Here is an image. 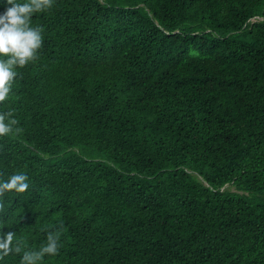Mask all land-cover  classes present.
Listing matches in <instances>:
<instances>
[{
  "label": "trees",
  "instance_id": "trees-1",
  "mask_svg": "<svg viewBox=\"0 0 264 264\" xmlns=\"http://www.w3.org/2000/svg\"><path fill=\"white\" fill-rule=\"evenodd\" d=\"M32 26L0 102L21 250L58 232L39 264H264V0H53Z\"/></svg>",
  "mask_w": 264,
  "mask_h": 264
},
{
  "label": "clouds",
  "instance_id": "clouds-1",
  "mask_svg": "<svg viewBox=\"0 0 264 264\" xmlns=\"http://www.w3.org/2000/svg\"><path fill=\"white\" fill-rule=\"evenodd\" d=\"M53 0H7L0 12V102L6 101L13 90L17 68L34 61L42 47L43 36L39 27L32 26L34 14L49 9ZM17 124L8 112H0V136L13 132ZM30 187L27 173L15 172L0 177V196L5 192L24 193ZM4 204L0 201V208ZM0 220V261L9 254H20V264H39L45 256L60 251V235L48 232L47 242L36 250H21L14 230Z\"/></svg>",
  "mask_w": 264,
  "mask_h": 264
},
{
  "label": "rangeland",
  "instance_id": "rangeland-1",
  "mask_svg": "<svg viewBox=\"0 0 264 264\" xmlns=\"http://www.w3.org/2000/svg\"><path fill=\"white\" fill-rule=\"evenodd\" d=\"M230 188L233 189V190H236V187H234V186H231ZM251 196H252V195H251ZM259 199H260L261 201H264V196H259Z\"/></svg>",
  "mask_w": 264,
  "mask_h": 264
}]
</instances>
